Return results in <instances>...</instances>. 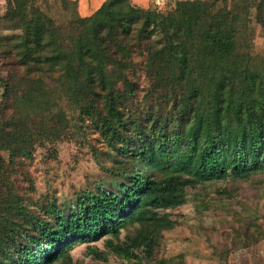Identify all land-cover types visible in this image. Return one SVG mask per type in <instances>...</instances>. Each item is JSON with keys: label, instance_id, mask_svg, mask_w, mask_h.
I'll return each mask as SVG.
<instances>
[{"label": "trees", "instance_id": "obj_1", "mask_svg": "<svg viewBox=\"0 0 264 264\" xmlns=\"http://www.w3.org/2000/svg\"><path fill=\"white\" fill-rule=\"evenodd\" d=\"M249 3L181 2L175 13L164 14L106 0L82 18L72 0H7L3 30L14 35L0 36V68L8 67L6 77L0 69V83L18 115L5 119L0 112V151H10V162L19 154L32 158L30 115L52 108V94L64 91L78 117L92 120L113 151H124V129L132 132L152 119L161 147L145 146L136 161L151 165L156 153L163 166L160 176H145L118 161L123 168L114 170L116 188L86 192L73 215H59L54 226L13 196L0 156V187L7 194L0 196V264H75L71 244L108 235L117 240L125 225L139 226L137 246L154 242L175 226L158 211L181 206L182 193L195 181L264 171V56L251 54ZM58 8L69 12L67 20ZM257 9L264 29V0ZM136 56L145 59L152 92L173 103L178 127L164 128L154 114L125 119V99L137 94L128 77ZM108 243L119 257L142 261L130 248ZM90 253L100 256L97 248Z\"/></svg>", "mask_w": 264, "mask_h": 264}, {"label": "rangeland", "instance_id": "obj_2", "mask_svg": "<svg viewBox=\"0 0 264 264\" xmlns=\"http://www.w3.org/2000/svg\"><path fill=\"white\" fill-rule=\"evenodd\" d=\"M72 1L79 7L78 0ZM105 1L102 0L101 4ZM129 1L142 9L164 14L175 13L181 2H209L217 4L218 8L227 1L229 8L244 5L243 0ZM249 1L248 43L251 54L261 59L264 56V29L258 23L257 6L263 0ZM56 8L50 13L58 17ZM58 10L67 20L69 12ZM6 11L7 0H0L2 37L14 35L13 31L3 30L2 18ZM134 59L135 71L131 69L128 77L136 86L137 94L125 99L121 108L125 119L135 115L146 120L154 114L155 119L162 120L164 128L168 125L170 129L178 127L173 103L164 99L161 93L152 92L153 81L142 67L145 59L137 56ZM0 69L1 76L6 77L8 67L2 64ZM47 82L56 86L50 80ZM55 92L51 96L52 108L30 115L32 137L29 136L26 143L32 158L19 154L10 162V151H0L5 162L2 176L10 184L13 196L21 200L30 214L43 221H51L54 226L59 215L68 219L86 192L116 188L115 181L120 178L114 170L123 168L116 166L120 160L132 170L135 165L136 170L145 176H160L163 165L156 153L151 157V165L144 166L140 160L136 161V155L145 146L155 152L161 147L159 137L152 131L155 124L152 119L138 122L137 129L132 132L130 128L124 129L125 142L120 143L124 151L120 153L107 147L105 138L92 120L78 117L79 113L76 114L75 106L64 91ZM7 95L0 83V112L5 111V119L18 115L12 111V96L7 98ZM129 121L131 123L132 120ZM0 190V196L7 198L4 188L0 187ZM182 198L184 203L181 206L158 211L160 216L166 215L175 223L173 229L162 232L159 240L137 246L139 226L125 225L117 240L108 235L94 243L71 244L68 250L75 264H264V171L239 176L229 171L222 179L195 181L193 186L184 190ZM1 204L3 208L5 203ZM110 241L115 246L130 248L142 261L119 257L108 243ZM92 248L99 249V257L90 253Z\"/></svg>", "mask_w": 264, "mask_h": 264}, {"label": "crops", "instance_id": "obj_3", "mask_svg": "<svg viewBox=\"0 0 264 264\" xmlns=\"http://www.w3.org/2000/svg\"><path fill=\"white\" fill-rule=\"evenodd\" d=\"M137 1V0H135ZM79 2V13L82 17L92 15L101 7L102 0H78Z\"/></svg>", "mask_w": 264, "mask_h": 264}]
</instances>
